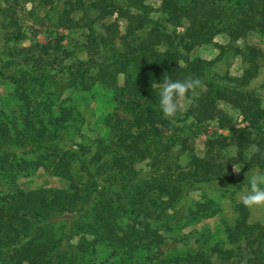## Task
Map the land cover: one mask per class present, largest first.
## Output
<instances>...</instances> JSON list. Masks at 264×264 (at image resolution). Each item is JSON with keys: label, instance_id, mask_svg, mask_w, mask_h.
I'll use <instances>...</instances> for the list:
<instances>
[{"label": "trees", "instance_id": "16d2710c", "mask_svg": "<svg viewBox=\"0 0 264 264\" xmlns=\"http://www.w3.org/2000/svg\"><path fill=\"white\" fill-rule=\"evenodd\" d=\"M32 1L38 8L37 23L51 21L56 29L92 32L101 23L105 37L87 36L88 61L78 62L72 77L64 81L38 70L41 63L33 51L35 44L24 48L27 55L21 60L26 71L19 69L18 79L0 71V77L15 84L17 98L28 103L16 120L22 129L0 114V172L14 175L43 165L49 173L69 180L67 189H13L0 197V264H88L85 256L93 252L95 242L108 241L122 252L146 244L141 240L151 232L148 227L139 231L134 223L129 224L118 235L119 216L143 214L169 226V222L184 224L212 214L213 206L205 195L193 203L189 193L203 190L199 183L231 178V164L221 158L222 149L229 145L235 147L240 161L250 146L258 147L260 151H252L246 163L264 168V104L249 87L257 66L247 65L233 77L209 72L229 46L248 32L256 31L264 43V0H160V14L154 21L144 0ZM115 10L127 22L125 34L119 37L121 49L112 45L118 34L116 22H103ZM182 20L186 27L177 33L173 28ZM139 31L147 36L135 37ZM222 33L230 45H219L213 59L190 57L192 48L211 44ZM101 38L103 48L97 43ZM244 47L251 57L258 55L257 49ZM235 52L243 54L238 46ZM96 54H101L100 61L95 60ZM29 60L31 69L26 67ZM116 72H122L124 80L114 96L115 109L125 115L116 112L109 117L108 138L75 139L74 109L63 105V90H88ZM165 75L173 79L191 75L203 81L198 96L194 101L186 98V109L175 121L214 120L228 132L206 139L202 156L188 148L189 161L184 166L170 162L179 137L172 130L173 118L164 117L150 88L162 83ZM24 77L33 85L28 90L29 84L21 83ZM220 101L238 109L241 121L224 112ZM36 122L39 128L33 126ZM179 142L180 150L187 148L185 139ZM29 154L35 158L24 157ZM142 161L146 169L136 168ZM236 229L232 241L240 234L241 244L218 251L216 260L208 264H264V222L253 227L241 222Z\"/></svg>", "mask_w": 264, "mask_h": 264}, {"label": "rangeland", "instance_id": "374dc122", "mask_svg": "<svg viewBox=\"0 0 264 264\" xmlns=\"http://www.w3.org/2000/svg\"><path fill=\"white\" fill-rule=\"evenodd\" d=\"M71 2L75 4L76 0H71ZM60 4L61 1H59V7ZM144 4L150 9V17L154 21L160 14V0H144ZM37 9L32 0H0V71L18 79L21 75L19 69L26 71V68L22 66L23 60H21L27 55L24 48L35 44L37 46L33 51L40 56L39 62L41 63L38 70L53 75L57 81L69 79L75 72L78 62L88 61L87 36L98 34L105 37L104 26L101 23H96L93 32L87 28L56 29L51 25V21L45 23L34 21ZM130 11L135 12L131 8ZM117 13L118 11L115 10L103 22H116L118 34L112 45L116 49H121L123 46L119 37L125 34L127 22ZM159 22H162L161 18ZM185 27L186 22L182 20L178 26L172 28L177 33H182ZM172 28L168 27L169 30ZM60 36L62 38L57 40ZM146 36L145 31L135 33V37ZM102 40L101 38L97 43ZM228 41L229 38L226 34H218L213 43L196 46L192 48L189 55L211 60L218 53L217 47L221 44L229 46ZM103 46L104 41L100 43V47L103 48ZM237 46L242 48L243 54H236ZM244 46L257 49L258 55L256 53V56L251 57V52ZM263 53L262 37L256 31H250L244 38L234 41L223 58L210 66L209 72L212 74L226 73L233 77L240 75L247 65H256V75L251 79L249 87L260 96L264 104ZM243 55H245V59ZM94 58L100 61L101 54L94 55ZM31 64L29 60L26 67L31 69ZM110 76L112 79L107 78L106 75L105 79L96 82L88 90L79 88L63 90V105L74 109L73 117L78 128L75 139L86 141L98 137L108 138L109 117H112L116 112L125 115L120 109L116 111L114 101L115 94L123 84L124 74L116 72ZM28 82V77H24L21 81V83H26V86L29 84ZM31 87L33 85L29 84L25 89L28 90ZM150 88L153 89L152 86ZM185 103L187 104V99ZM27 105L28 103L17 98L15 84L11 80L0 77V114L16 121ZM218 106L233 119L241 121L238 109L223 101L218 102ZM175 119L173 118L171 122L173 133L179 137V140L185 139L188 146L184 150H180L182 143L177 141L170 158L172 164L177 162L180 166H184L189 161L188 148L193 149L196 155L202 156L205 151L206 139L228 134L227 130L220 129L214 120L198 124L191 118H180L179 121H175ZM16 125L22 129L17 121ZM33 126L39 128L40 124L36 122ZM252 151L253 146H250L240 161L236 159L233 145L223 148L221 158L231 164V178L228 176V179L199 183L197 185H201L203 190L197 189L189 193L193 203L205 195L213 206L212 214L198 217V219L184 224L182 221L178 225L169 222V226H164L152 218L144 217L143 214L137 218L128 215L119 216L116 220L118 235H120L121 229H125L129 224L134 223L139 231L148 227L151 232L143 236L141 240V243L146 244L140 245L132 251L122 252L114 245H110L108 241H98L92 246L93 252L89 251V254L85 256V261L88 264H174L175 262L178 264H208L216 260L218 251L228 248L236 249L241 244L240 234L237 236L236 242L232 241L233 236L231 235L233 232L237 233L236 226L239 223L244 222L253 227L264 222V208L249 209L238 198L239 194L248 188L247 176L250 178L254 170L264 172V168L258 169L256 166L246 163ZM24 157L35 158L33 154ZM42 161L45 163L43 158ZM145 162L135 164L136 168L146 169ZM234 163L242 164V170L238 174L233 172ZM68 186V179L49 173L43 165L37 168L30 167L28 170L14 175L0 172V197L13 189L26 192L40 188L67 189ZM87 238L91 240L90 235ZM78 240L79 235L73 241L77 242ZM193 256H195V261H193Z\"/></svg>", "mask_w": 264, "mask_h": 264}, {"label": "clouds", "instance_id": "9594fccd", "mask_svg": "<svg viewBox=\"0 0 264 264\" xmlns=\"http://www.w3.org/2000/svg\"><path fill=\"white\" fill-rule=\"evenodd\" d=\"M152 87L164 117L175 118L178 113L185 111L186 98L191 96L192 101L195 100L203 87V81L191 75L184 79H173L165 75L162 83H153ZM253 151L259 152L260 149L253 146ZM241 170L242 164H233L234 173L238 174ZM246 181L248 188L239 194L240 202L249 209L264 208V172L254 170L250 178L247 176Z\"/></svg>", "mask_w": 264, "mask_h": 264}]
</instances>
